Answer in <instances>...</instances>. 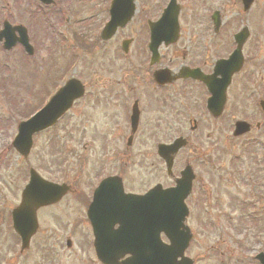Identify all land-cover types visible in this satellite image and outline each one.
<instances>
[{"label":"flooded vegetation","instance_id":"obj_1","mask_svg":"<svg viewBox=\"0 0 264 264\" xmlns=\"http://www.w3.org/2000/svg\"><path fill=\"white\" fill-rule=\"evenodd\" d=\"M47 1L49 4L0 0L3 98L4 59L8 55L12 59L22 55L32 62L37 59L41 47L37 30L40 12L58 17L60 39L73 40L91 65L80 59V70L65 71L41 102L43 107L72 80L79 82L83 90L53 127L34 136L33 150L38 136L50 135L44 153L50 152L54 139L61 140L56 141L62 143L64 163L61 182L42 176L57 190L52 192L51 204L37 208V229L26 248L14 232L12 212L22 206L28 184L20 187L15 205L9 209L0 192V238L7 249L0 264H66L63 259L67 253L85 252L87 248L95 252L90 212L97 191L94 215L110 222L120 196L119 179L125 195L144 196L158 186L163 190L175 187L188 167L193 181L186 200V225L191 235L187 256L193 264H200L198 257H192V250L218 248L222 235L240 246L241 241L234 238L233 229L226 223L228 215L212 212L215 203L223 205L226 201L221 198L222 185L228 184L227 176L234 172L231 168L236 164L232 162L249 155L255 142L264 137V0H133L135 12L131 19L130 0H120L121 12L115 17L121 26L115 32H105V27L117 0H92L94 5L85 8L88 13L76 14L70 26L65 24L70 13L67 0ZM171 3L170 21L153 50L152 25L161 20ZM82 22L89 26L77 25ZM24 39L30 46L28 50L22 45ZM7 42L13 44L9 50L5 48ZM90 120L92 129L87 127ZM241 122L248 123V132L236 136V126ZM179 140L184 146L170 154L169 168L160 148ZM238 141L245 143L232 155L230 144ZM262 148L264 153V145ZM121 158H126L132 169L131 181L120 170ZM42 170L37 169L41 175ZM199 170L209 176L203 177ZM61 186L64 190L59 193ZM246 193L249 197L252 190ZM134 225L144 227L141 222L129 224ZM105 226L114 233L120 228L119 223ZM216 228L220 231L218 237ZM161 238L168 244L164 235ZM263 249L250 261L260 264L256 255L264 254ZM38 251L42 258L28 263L29 254ZM9 253L11 259H7ZM237 257L238 264L240 257L244 258L243 252ZM228 258L232 256L218 262L225 264Z\"/></svg>","mask_w":264,"mask_h":264},{"label":"rangeland","instance_id":"obj_2","mask_svg":"<svg viewBox=\"0 0 264 264\" xmlns=\"http://www.w3.org/2000/svg\"><path fill=\"white\" fill-rule=\"evenodd\" d=\"M76 1L78 2L77 6L75 0L66 1L70 6V13L65 22L66 26L74 25V16L76 14L84 15L87 12L85 8L94 5L92 0ZM77 25L89 26L87 22ZM60 29L58 17L40 12L37 30L39 34L38 42L41 47L39 48L37 59L32 62L25 59L22 55L15 59L10 58L8 55L7 59H4L7 64L4 98L0 93V119L4 122H0L2 124L0 127V192L3 194V202L6 203L7 209L15 205L17 192H19L20 187H23L24 183L29 181L30 169L37 171L41 167L43 169L41 171L42 176L54 178L53 180L59 182L62 181L61 173L64 156L62 143L59 142L58 144V142H55L58 139H54L50 152L47 150L44 153V144L50 139V135L43 134L38 136L36 138V147H34L35 149L26 160L19 157L16 150L13 147L10 149L9 146L19 122L32 113L34 109L41 107L42 100L48 97L56 81L58 82L65 71L70 70L73 72L80 70V59L85 60L87 66L91 65V61L85 58L83 50L76 49L73 40L66 41L60 39L62 35ZM87 42L90 43L89 40ZM89 49H91V46ZM98 68L99 65H97ZM103 85H111V83L106 84V82H103ZM246 115L249 114L246 113ZM92 122L93 120H90L87 123L89 129L93 128ZM59 134L62 136L61 132ZM244 143L240 144L239 141L231 143L230 151L232 155H236V153L241 151L242 144ZM263 145L264 137L260 141L255 142L249 155L242 156L239 159L240 163H237L239 160L232 162L236 164V167L233 166L231 168L236 174L234 172H231V175L228 176L226 174L228 184L222 185L221 198L226 200L224 201L226 204L224 202L223 205L215 203L216 208L212 212L214 214L228 215L227 221H225L233 229L234 238L236 239L237 237L241 241L239 242L240 246L235 245L230 238L227 239L222 235L221 242L218 244L221 245L220 247H203L192 250V257H198L200 264H220L218 260L227 261L229 255L232 258H228V262L225 264H233V262L237 264V256L241 255V251L244 254V258L240 257L238 264H255L250 261V258L254 257L255 253L264 246V242H260V240L264 241ZM120 162V170H122L124 177H127V181H131L132 169L129 167L130 165L127 163L126 158H121ZM199 172L203 177L209 176L206 175L204 170H199ZM248 174H251L253 176L252 179L260 182V186H262L261 190L258 187L254 188L249 197L247 196L248 192L246 193L249 188L248 182H250ZM216 176H220V174L216 173ZM205 180L208 179L206 178ZM142 182L140 180V183ZM199 206L200 212H205L203 211L202 202H200ZM219 232V229L216 228V237L219 236ZM80 238L78 243L80 242ZM88 239H86L87 246L89 244ZM89 241L91 242V238ZM0 242L1 261L7 249L5 248V242H2V238H0ZM233 242L236 241L233 240ZM35 253H30L26 258L29 261L28 263L38 260L39 257L42 258L43 255L40 254V251ZM7 255V259H11L12 254L9 253ZM209 256H216V259ZM63 260L66 264H94L92 260L97 262L95 255L88 248L85 252L79 250L78 253H67V255H64ZM97 264L100 263L97 262Z\"/></svg>","mask_w":264,"mask_h":264},{"label":"water","instance_id":"obj_3","mask_svg":"<svg viewBox=\"0 0 264 264\" xmlns=\"http://www.w3.org/2000/svg\"><path fill=\"white\" fill-rule=\"evenodd\" d=\"M116 27L117 24L114 28ZM71 86L76 91L75 84L71 83L70 87ZM68 89L67 87L66 90ZM63 93L64 91L56 100L62 101L63 98L61 95ZM76 96L78 95L72 93L70 97H67V102H69V98L70 101H72ZM63 110H65V108ZM60 112L63 111L56 108L55 102L53 101V103L35 118L22 123L19 127V135L14 142L17 151L27 156L32 145L33 134L47 128L50 124L55 122L58 115L61 114ZM192 179L191 172L188 169L183 172L182 179L178 181V187L164 192L161 200L156 199V193H159L158 190L153 191L147 196L151 206V229L154 231L151 233V251L148 254L134 252V256L130 259L119 263V261L127 255V251L125 249H116V251H113V249L116 247L122 249V246H125L123 242L126 241V237L121 236V233L112 234L109 230L107 232L109 237L101 236V233L98 231V224L93 220L96 237V252L99 260L103 264H176L177 258L183 257L190 238L183 222L188 214L184 200L190 192ZM44 183L45 181L41 180L38 175L32 171L30 184L24 192L23 205L13 213L15 230L21 235L25 246H27L28 241L36 230L35 210L39 206L50 204L52 200L51 194L53 191L57 190L56 186ZM119 193L122 194L121 187H119ZM125 197H122V195L118 197L117 203L119 204V209H122V207H120L121 205L127 203L128 198ZM123 210H126V207H123ZM117 220L121 222L120 219ZM182 228L184 229L183 232L180 231ZM160 232H165L168 235L171 246L165 248L161 246L159 242L155 244L158 241L157 233ZM262 260L264 263V257ZM189 263L190 260L183 257V260L179 264Z\"/></svg>","mask_w":264,"mask_h":264}]
</instances>
